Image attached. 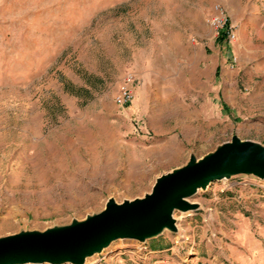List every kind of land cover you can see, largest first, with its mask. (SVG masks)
Returning <instances> with one entry per match:
<instances>
[{
	"label": "rangeland",
	"instance_id": "rangeland-1",
	"mask_svg": "<svg viewBox=\"0 0 264 264\" xmlns=\"http://www.w3.org/2000/svg\"><path fill=\"white\" fill-rule=\"evenodd\" d=\"M219 12L235 34L222 46ZM126 72L138 83L116 106ZM232 135L264 145V0H0V235L141 196ZM189 201L158 236L169 260L264 264V180L212 181Z\"/></svg>",
	"mask_w": 264,
	"mask_h": 264
},
{
	"label": "water",
	"instance_id": "water-1",
	"mask_svg": "<svg viewBox=\"0 0 264 264\" xmlns=\"http://www.w3.org/2000/svg\"><path fill=\"white\" fill-rule=\"evenodd\" d=\"M240 174L264 180V145L232 135L201 157L190 153L141 196L120 202L108 197L102 209L82 219L0 235V264H84L115 240L144 244L165 230L175 233L174 212L199 207L191 196L212 181Z\"/></svg>",
	"mask_w": 264,
	"mask_h": 264
},
{
	"label": "crops",
	"instance_id": "crops-1",
	"mask_svg": "<svg viewBox=\"0 0 264 264\" xmlns=\"http://www.w3.org/2000/svg\"><path fill=\"white\" fill-rule=\"evenodd\" d=\"M223 42L224 40L222 42H217L216 38H214L212 41V43H215L218 46L224 45ZM133 76H134L135 84H137L138 78L136 77L135 74ZM221 108H222V112L224 110L226 114H228L227 109H223V107ZM156 238L164 240V245L157 249H150L148 242L145 241L144 245L146 247V250L143 251L141 250L140 245L138 246L136 242H133L132 244L130 242L129 244L123 247L104 250L98 257L102 256L104 258V259L102 258L103 264H116L115 260L119 262L123 261L124 259L121 257V255L125 257V260L129 259L131 262H133V264H198V261H196L195 263L194 261H191L190 263H184V262L181 263L180 261L169 260L172 258L171 254L173 253L171 238H162V237H156ZM195 258L198 259L200 257L196 256ZM149 261H151V263H149Z\"/></svg>",
	"mask_w": 264,
	"mask_h": 264
},
{
	"label": "built area",
	"instance_id": "built-area-1",
	"mask_svg": "<svg viewBox=\"0 0 264 264\" xmlns=\"http://www.w3.org/2000/svg\"><path fill=\"white\" fill-rule=\"evenodd\" d=\"M215 8L218 9L219 5L216 4ZM211 24L213 25L217 33H219V31H224V40H231L235 37V34L231 26L229 25L228 20L224 17V14L222 12L215 14L211 18ZM133 81V74L131 72H126L121 80L120 85L117 88V91L113 96V101L117 106H124L130 103L133 96ZM140 246L144 247L142 246V244H140Z\"/></svg>",
	"mask_w": 264,
	"mask_h": 264
},
{
	"label": "trees",
	"instance_id": "trees-1",
	"mask_svg": "<svg viewBox=\"0 0 264 264\" xmlns=\"http://www.w3.org/2000/svg\"><path fill=\"white\" fill-rule=\"evenodd\" d=\"M224 31H219L218 35L216 36L217 42H222L224 40ZM223 109H227V106L222 103Z\"/></svg>",
	"mask_w": 264,
	"mask_h": 264
}]
</instances>
